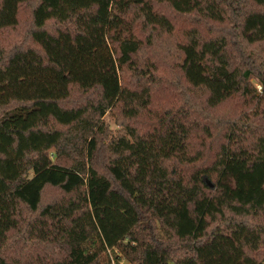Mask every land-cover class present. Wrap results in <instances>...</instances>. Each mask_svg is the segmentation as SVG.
Masks as SVG:
<instances>
[{
  "label": "trees",
  "instance_id": "trees-1",
  "mask_svg": "<svg viewBox=\"0 0 264 264\" xmlns=\"http://www.w3.org/2000/svg\"><path fill=\"white\" fill-rule=\"evenodd\" d=\"M106 247L264 264V0H0V264Z\"/></svg>",
  "mask_w": 264,
  "mask_h": 264
},
{
  "label": "rangeland",
  "instance_id": "rangeland-1",
  "mask_svg": "<svg viewBox=\"0 0 264 264\" xmlns=\"http://www.w3.org/2000/svg\"><path fill=\"white\" fill-rule=\"evenodd\" d=\"M256 88L259 90V85L256 84ZM104 121L107 122L111 127L114 128V124L112 122L111 116L109 114H106L104 116ZM99 245V240L97 236H93L90 239H88L83 245L82 249L84 252H89L94 250ZM104 259L103 253L100 256V262L98 264H102V260ZM120 263L119 264H130L127 260L123 258V256L119 257Z\"/></svg>",
  "mask_w": 264,
  "mask_h": 264
},
{
  "label": "built area",
  "instance_id": "built-area-1",
  "mask_svg": "<svg viewBox=\"0 0 264 264\" xmlns=\"http://www.w3.org/2000/svg\"><path fill=\"white\" fill-rule=\"evenodd\" d=\"M104 259L102 264H119L121 253L118 248H105L103 251Z\"/></svg>",
  "mask_w": 264,
  "mask_h": 264
}]
</instances>
